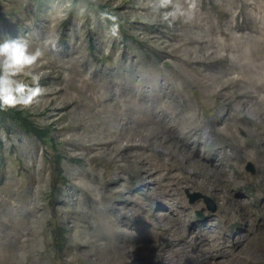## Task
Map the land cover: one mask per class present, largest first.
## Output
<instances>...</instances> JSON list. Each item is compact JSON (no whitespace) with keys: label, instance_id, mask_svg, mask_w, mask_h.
Here are the masks:
<instances>
[{"label":"rangeland","instance_id":"374dc122","mask_svg":"<svg viewBox=\"0 0 264 264\" xmlns=\"http://www.w3.org/2000/svg\"><path fill=\"white\" fill-rule=\"evenodd\" d=\"M6 35L50 136L0 120V264H264V0H0Z\"/></svg>","mask_w":264,"mask_h":264},{"label":"clouds","instance_id":"9594fccd","mask_svg":"<svg viewBox=\"0 0 264 264\" xmlns=\"http://www.w3.org/2000/svg\"><path fill=\"white\" fill-rule=\"evenodd\" d=\"M176 14L184 13L179 8L168 13ZM42 55L40 47L33 48L30 41L21 35H6L0 39V109L27 107L38 102L44 91L39 83L42 74L32 71V68ZM24 76L28 79L25 80Z\"/></svg>","mask_w":264,"mask_h":264},{"label":"trees","instance_id":"16d2710c","mask_svg":"<svg viewBox=\"0 0 264 264\" xmlns=\"http://www.w3.org/2000/svg\"><path fill=\"white\" fill-rule=\"evenodd\" d=\"M83 2V0H80ZM10 119L20 124L25 130L35 134L38 138L42 140H47L50 136V132L48 130L40 129L39 127L34 126L29 118L24 115L23 111H18L16 109H0V120ZM62 157H57V168L59 170V174L62 175ZM58 244H63L66 242L64 230L60 229L58 233ZM63 241V243H62Z\"/></svg>","mask_w":264,"mask_h":264},{"label":"water","instance_id":"95a60500","mask_svg":"<svg viewBox=\"0 0 264 264\" xmlns=\"http://www.w3.org/2000/svg\"><path fill=\"white\" fill-rule=\"evenodd\" d=\"M192 197H193L194 199H200V198L204 199L206 202H208V203L210 204V207H211L212 211H215V210H216V207H215V205H213V201H212L210 198L205 197V196H202V195H200V194H195V195L192 196Z\"/></svg>","mask_w":264,"mask_h":264}]
</instances>
